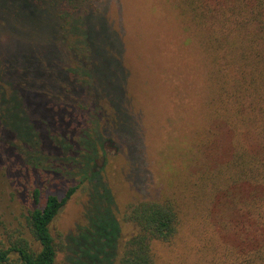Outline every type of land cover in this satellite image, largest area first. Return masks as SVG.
Segmentation results:
<instances>
[{"label": "trees", "instance_id": "1", "mask_svg": "<svg viewBox=\"0 0 264 264\" xmlns=\"http://www.w3.org/2000/svg\"><path fill=\"white\" fill-rule=\"evenodd\" d=\"M98 1L0 0V194L14 189L32 201L22 229L0 233V264H59L62 252L64 264H158L154 243L179 232L182 206L167 196L133 204L124 218L134 230L122 238L103 170L107 148L120 145L108 125L130 121L108 89L112 45L91 30ZM176 1L185 43L208 60L210 115L232 138L226 161L200 181L201 198L217 199L219 224L234 239L224 249L213 240V248L227 249L226 264H264V0ZM66 169L76 183L63 196L49 192ZM80 188L89 196L83 220L56 235Z\"/></svg>", "mask_w": 264, "mask_h": 264}, {"label": "rangeland", "instance_id": "2", "mask_svg": "<svg viewBox=\"0 0 264 264\" xmlns=\"http://www.w3.org/2000/svg\"><path fill=\"white\" fill-rule=\"evenodd\" d=\"M96 8L91 30L101 43L108 38L112 51L107 58L117 66L110 69L115 81L108 89L125 103L130 121L108 125L120 145L107 148L103 170L122 238L134 230L124 218L133 204L171 196L182 206V222L172 241L154 243L157 263L226 264L227 249L220 254L213 248V240L221 249L234 240L219 224L223 207L212 198L206 204L200 195L203 175L226 161L232 142L229 128L216 125L210 115L208 60L193 41L185 43L176 0H99ZM56 172L48 191L63 196L78 177L68 169ZM13 190L0 194V233L5 235L22 229V215L32 205L26 192ZM88 201L87 190L80 188L56 221V235H67L83 220ZM58 261L64 264V252Z\"/></svg>", "mask_w": 264, "mask_h": 264}]
</instances>
